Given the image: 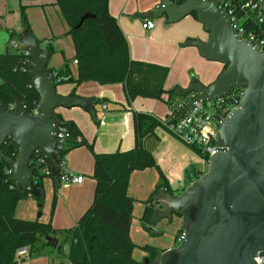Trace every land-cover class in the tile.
<instances>
[{
    "label": "water",
    "instance_id": "1",
    "mask_svg": "<svg viewBox=\"0 0 264 264\" xmlns=\"http://www.w3.org/2000/svg\"><path fill=\"white\" fill-rule=\"evenodd\" d=\"M255 1L264 11V0ZM193 14L208 39H191L188 46L227 68L210 85L193 81L178 91L181 98L191 96L183 114L196 103L224 97L234 87L244 86L246 90L219 131V149L209 157L208 171L178 196L156 197L160 209L155 219L173 220L179 216L184 240L161 253L155 264H257L255 259L264 256V54L256 42L241 39L229 14L215 0H184L182 4L162 0L150 17H166L169 24H176ZM89 18L95 15L86 14L76 28ZM17 39L32 61L31 85L40 100L37 115L27 112L20 102L14 109L0 106V152L11 138L18 151L11 163L13 182L20 191L42 199L43 190L33 181L34 155L42 154L59 185L65 176L57 151L56 134L61 121L56 110L79 107L92 111L94 102L58 93V76L49 68L51 55L30 28L25 27ZM47 241L55 248L59 245L56 238L48 237ZM64 249L69 256L70 246L66 244Z\"/></svg>",
    "mask_w": 264,
    "mask_h": 264
},
{
    "label": "crops",
    "instance_id": "2",
    "mask_svg": "<svg viewBox=\"0 0 264 264\" xmlns=\"http://www.w3.org/2000/svg\"><path fill=\"white\" fill-rule=\"evenodd\" d=\"M161 1L110 0L109 2L111 15L119 21L127 37L132 59L144 64L138 67L141 73L137 77V81L152 92H158L161 87L164 91L179 87L178 91H180L187 88L194 80L206 86L214 83L225 70V66L205 59L196 47L187 44L190 39L207 40L208 33L192 15L176 24H169L166 17L151 18L150 13L160 8ZM55 2L56 0H0V23L5 28L16 24L15 33L18 37L25 28L19 22L22 7L25 8V13L29 9L39 10L44 15L45 21L47 19L42 36L35 33L34 24L31 22V18L29 19L30 13L27 18L32 33L44 41L45 46L51 45L54 48L49 68L57 75L66 67L65 62L69 61L68 77L77 79L78 66L74 62V42L70 41L71 36L66 35L69 27ZM49 8L52 10L50 11ZM49 17L52 19L49 20ZM147 20L155 21L156 27L152 30H145L143 24ZM55 23L58 25V30L53 27ZM67 50L70 51L68 56L73 54L71 58L65 57L64 52ZM61 55H63V59H61ZM152 65L158 66V68H154ZM165 75L167 76L164 79ZM67 79L66 77L64 82L57 85L58 93L63 96L75 94L90 99L94 102V106L92 111L74 107L59 108L56 113L60 119L76 124L86 144L65 155L62 162L65 176L60 185L50 177L44 180L43 203L30 195L18 204L16 210V216L19 219L52 222V227L56 230L73 228L94 201L96 180L92 175L95 159L90 146L93 147L95 153L131 150L136 143L134 111L149 113L164 120L172 116L173 108L176 105L183 102L188 103V101L181 100L178 104H174L177 103V100L173 101V98L168 103L170 95L167 92L162 94V99L139 96L129 102L124 85L121 83L101 85L96 82H86L78 85L75 82H67ZM174 95L178 96V94ZM104 105H107V110H104ZM146 146L151 150L159 169L174 190L173 194L167 195L178 196L183 189L185 190L209 169L208 160L199 151L184 145L165 128H158L155 136L147 141ZM77 175L84 176L83 183L74 184L67 180ZM159 182V170L155 168L136 171L130 179L128 192L136 200L133 211V213L136 212V217H133L130 235L132 241L137 245L133 252V258L139 264H141V260L136 254L143 250L142 247L151 246L147 243H153L155 246L152 244V247L157 248L161 253L180 244L179 237L182 229L179 216L175 215L173 220L154 219L150 224L142 221L146 208L145 202L154 195ZM154 204L156 210L160 209L156 198ZM40 205L42 206L40 207ZM39 211H41L40 216L38 215ZM146 225H152L154 229H148ZM164 231H171L173 240L164 248H159L158 243L160 239L163 240L164 237L161 236ZM150 233L153 235H149ZM154 235L156 237H153L155 239L152 242L150 239ZM56 238H59V244L63 243L62 237L58 235ZM19 264L72 263L56 248H46L40 256L31 257Z\"/></svg>",
    "mask_w": 264,
    "mask_h": 264
},
{
    "label": "trees",
    "instance_id": "3",
    "mask_svg": "<svg viewBox=\"0 0 264 264\" xmlns=\"http://www.w3.org/2000/svg\"><path fill=\"white\" fill-rule=\"evenodd\" d=\"M172 1L176 4L184 2ZM231 1L235 15L244 18L243 26L246 31L256 32L264 37V24H260L242 9L243 1ZM109 2L110 0H56L55 4L69 27L66 35L71 36L74 42V61H77L78 66V78H69V61H66V67L57 74L58 84L64 82L66 77L67 82L78 85L86 82L101 85L121 83L129 102L139 96L162 99V94L167 92L170 103L174 94H178L179 87L170 91H164L161 87L158 92H152L137 81L141 73L138 67L144 64L132 59L127 37L119 21L111 15ZM86 14L95 15V18H89L81 27L76 28ZM192 16L197 20L196 14ZM21 18L23 25L30 28L24 7L21 9ZM16 37V33L11 35L12 39ZM40 42L50 55L54 52L51 45L45 46L44 41ZM31 63L30 57L18 50L0 53V106L10 108L20 102L27 112L33 114L36 111L40 98L31 85ZM166 71L168 72L167 68ZM133 116L136 142L133 149L95 153L90 146L95 159L92 175L96 180L94 201L77 224L67 230L54 229L52 222L22 220L16 216L18 204L30 194L20 191L12 180L11 163L17 159L18 151L12 146L11 138L6 140L0 152V264H19L26 261L27 259H18L16 256L17 250L24 247L29 249L30 258L40 256L46 248L55 249L53 245H49L47 238H56L58 235L62 237L63 243L56 250L65 255L64 246L68 244L70 253L67 257L72 264H139L133 258L137 245L130 235L136 202L128 192L131 176L136 171L152 168L159 170L160 182L154 195L145 202L142 221L147 224L155 219V198L160 193L173 194L174 190L146 146L158 128H165L163 121L149 113L134 111ZM60 121L61 126L66 127L72 136L65 149L59 151L63 162L68 152L80 147L75 146L73 139L80 132L74 122L62 119ZM41 156V153L34 155L31 168L34 170V184L44 190L46 178L57 181L52 174L45 172L48 165L38 161ZM38 201L43 203V198ZM56 239L59 241V238ZM142 249L150 254V264H155L154 261L160 257L161 252L150 245Z\"/></svg>",
    "mask_w": 264,
    "mask_h": 264
},
{
    "label": "built area",
    "instance_id": "4",
    "mask_svg": "<svg viewBox=\"0 0 264 264\" xmlns=\"http://www.w3.org/2000/svg\"><path fill=\"white\" fill-rule=\"evenodd\" d=\"M215 1L219 2V7L229 14L231 25L238 31L241 39H248L256 42L260 52L264 54V37L259 33L246 31L243 26L244 18L235 15L233 2L231 0ZM242 1V9H245L247 14L252 15L260 24H264V11L260 4L255 0ZM155 27L156 23L152 20H147L143 24L145 30H152ZM10 46L28 56L27 52H25L24 46L18 41L17 37L15 39L11 38ZM74 62L77 64V61ZM245 90L246 88L244 86L234 87L224 97L196 103L186 114H183L182 111L186 109L188 103L183 102L173 108V114L171 117L162 120L165 129L184 145L191 149L198 150L204 157L209 159L210 156L218 152L216 149H219V146H217L219 131L224 125L230 112L240 104V101L244 97ZM14 107L15 105L10 107V109H14ZM103 108L104 110H107L108 107L107 105H104ZM33 114L37 115V111ZM56 135L57 151L59 153V151L65 149V145L72 136L64 126H60L57 129ZM73 139L75 146H81L85 143V140L81 135H76ZM38 161L47 164L43 156L38 158ZM45 172L51 174L49 166H46ZM67 180L74 184H81L84 181V176L77 175L68 178ZM179 240L180 242L184 240V234L180 235ZM29 255L30 252L27 247L18 249L16 252L18 259H29ZM255 260L257 264H264V256L257 257Z\"/></svg>",
    "mask_w": 264,
    "mask_h": 264
},
{
    "label": "rangeland",
    "instance_id": "5",
    "mask_svg": "<svg viewBox=\"0 0 264 264\" xmlns=\"http://www.w3.org/2000/svg\"><path fill=\"white\" fill-rule=\"evenodd\" d=\"M50 9V11L52 10V8H49ZM30 11V12H29ZM28 13H30V17H29V19L31 20V22H33V26H34V28H35V33L38 35V36H42V34L44 33V31H45V26H46V21H47V19H46V21H45V19H44V15L43 14H41L40 13V11L39 10H37V9H32V10H28L27 12H26V15H28L29 16V14ZM49 16V15H48ZM52 18H50L49 17V20H51ZM19 22H20V24H22L23 25V23H22V18L20 17V20H19ZM203 26V25H202ZM7 28H5V27H3L2 26V24L0 23V53H5L6 52V50L8 49L9 51H11V52H14V51H17L16 49H14L13 47H11L10 46V42H11V35L13 34V33H15L16 31V27H17V25L16 24H12V25H9V26H6ZM53 27L55 28V30H58L59 28H58V25L55 23L54 25H53ZM17 34V33H16ZM33 34V33H32ZM36 34L34 35L39 41H41V39H39L37 36H36ZM13 39H15V38H13ZM70 39V41H72V39L71 38H69ZM73 43V42H72ZM73 45V44H72ZM72 47V46H71ZM69 50H67L66 52H64L65 53V57H72L73 56V54L71 55V56H68V54H69ZM61 59H63V55H61ZM66 63V62H65ZM64 63V64H65ZM190 99H191V96H189L188 98H186V99H184V98H181V97H179V96H177V95H174L173 96V101L175 100H177V103H174V104H178L179 103V101H181V100H184V101H190ZM177 106V105H176ZM177 194H179V193H177ZM41 213V211H39L38 212V215ZM40 216V215H39ZM133 217L135 218L136 217V212L135 213H133ZM144 226H145V224H144ZM146 227L149 229V228H153L154 229V227L152 226V225H146ZM150 232V231H149ZM149 235H153V234H149ZM172 236V232L171 231H164V233H163V236H161V237H164L163 238V240L162 239H160V242L158 243L159 244V248H164L165 246H167L168 244H170L171 242H172V240H173V238L171 237ZM153 237H156V235H154V236H152V238L150 239L151 241L152 240H154L155 238H153ZM153 242V241H152ZM147 244H151V246H152V244L153 243H147ZM179 245V244H178ZM147 246V245H146ZM153 246H155L154 244H153ZM157 246V245H156ZM137 255V257L141 260V264H147V262H148V260H149V253H147V252H145V251H143V250H141L138 254H136Z\"/></svg>",
    "mask_w": 264,
    "mask_h": 264
}]
</instances>
